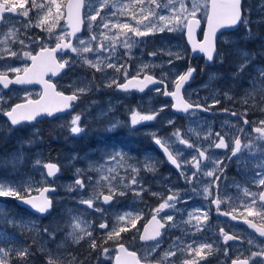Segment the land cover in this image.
<instances>
[{"label":"rangeland","instance_id":"374dc122","mask_svg":"<svg viewBox=\"0 0 264 264\" xmlns=\"http://www.w3.org/2000/svg\"><path fill=\"white\" fill-rule=\"evenodd\" d=\"M43 2L44 0H37V3ZM66 2L67 0H64V3ZM121 2L131 5L135 0H121ZM157 2H166V0H157ZM200 2L203 4L204 0H200ZM260 2L261 0H243L244 7L249 10L248 18L250 23L247 27L240 24L237 29L225 31L219 35L217 39L218 52L223 55L224 59L221 61L216 58L215 65L207 69L204 79L198 84L189 85L184 89V96L187 100L202 103L210 109H213L218 104L214 103L216 100L219 103L223 102L224 106L228 107L238 105L243 113L247 112V114L253 116L254 121L264 120V111H261V109H264V90H262L264 89V82L259 80V70L264 69V9L260 8ZM86 3L90 7L96 6L95 0H86ZM188 6L190 8L191 4L189 3ZM86 11L87 9H83L84 30L76 37L87 39L95 32L99 38V28L97 24L89 26L85 15ZM111 11H116V17L111 20V23H131L135 27L136 22L132 19L133 13L136 14L137 19H143L139 15V9H133L132 7L123 9V14L118 9H111ZM157 11H159L160 15H168L166 9ZM43 14V12L39 13L41 16ZM145 15H148L147 4H145ZM196 16L203 22L205 21L206 16L203 9ZM29 18L35 24L37 12L35 10L31 11L27 18L16 14H6V23L0 25V32H6L11 26L19 29L20 39H23L28 47L21 49V45L16 43L12 45V48L14 51L21 52V55L22 51H31L57 42L56 35L62 29L69 32L64 17L59 20V25L54 28V34L52 35L35 26L25 29L23 25ZM147 22L146 20L144 21V23ZM255 26H260V28L256 29L254 28ZM140 30L148 31L143 26H141ZM116 32L117 30L113 29L112 32L105 31L104 34L113 36ZM183 32L184 27H181L175 31L165 30L160 32L153 30L145 37H136L137 43L132 48L130 55L126 53L123 47L117 45V52L121 58L120 62L129 66V76L136 74L138 66L151 64L155 65V67L150 70V73L159 77L162 73H166L169 80H172L174 76L169 71L170 66L167 64L169 57L166 55L169 50L173 53H181L183 56L182 59L174 61V71L176 73H182L188 67L190 51L185 43ZM76 37L73 42L74 45L77 43ZM28 38L33 40L39 38L44 43L41 44L38 41L31 43ZM119 39L122 40L123 36H120ZM152 52H161L162 54L153 57L149 55ZM68 57L76 60L75 54L69 51L63 52V58L67 59ZM197 62L196 58L192 59L191 65L194 66ZM241 64L247 65L244 71L239 75H233L239 72V65ZM198 65L201 68L202 63H198ZM25 66L26 60L22 58L9 57L4 61H0V70H6V67L23 68ZM114 78L117 79L118 83L124 80L122 74L114 76L111 69H108L107 72H97L95 69H88L80 61H76L70 70L65 72L58 80L60 87L65 92H73L76 88L88 86V90L81 95V99L76 104L75 109L56 118L54 122L49 121L43 140L6 142L4 145L0 143V180L17 187L21 191V195L25 194V190H27V195L38 193L46 185H52L56 188L54 193L49 194L52 200V211L44 217H40L27 208L17 205L14 200L16 197L14 196L0 197V233L3 234V236H0V247L6 249L9 247L13 249L28 247L32 253L28 257V264H47L49 253L58 258L57 264H69L73 257H75L76 264H112V258L117 246L116 242L108 241L103 243L107 230H101L98 226L100 223L107 222L110 230L117 217L128 212L133 214V218L137 215L140 218L136 221L135 228H132L130 224L121 223L120 226L129 228V231L121 233V242L129 248L135 249L140 257L145 256L144 250L153 245V242L140 244L138 242V233L153 209L162 202L161 196L165 198L161 192L158 193L144 186L145 189H148L144 193L147 196H151L152 202L156 205L155 208L145 210L142 209L145 199L140 196H134L132 190L123 188L120 190L125 191V195L116 197L111 204L106 205L100 201L96 202V207L102 208L103 213L97 212L92 208L89 209L86 205L79 203L81 199H87L93 192L107 194L105 186L95 183V181L100 180L101 175L108 174L106 169L112 168L114 170L113 174L119 180L123 177V173L127 172L128 164H138L131 163V160L139 155V139H129L127 138V133L123 132V126L131 122L133 111L146 115L152 114L163 107L164 110L159 113L155 120L137 125L138 128L142 129L141 133L151 135V133L156 132L161 138L169 136L176 129L181 130L183 133L189 128L196 129L201 137L208 131L214 133L215 130H218L223 135L227 133L228 135L225 136L229 138V135L234 136L238 128V125L230 117L215 119L214 117L195 112L194 115L188 113L181 118V116L172 112L170 108L171 101L164 98L162 94L156 93L155 89H151L150 93L140 97V99H136L133 96L126 98L122 95L123 93L114 91L115 86L107 87ZM228 79L231 80H229L228 88H226L222 84ZM169 80H166V82L169 84V88L172 89L173 85ZM18 94L22 96L26 94V91L11 90L8 96H5L6 101L11 100L13 95ZM3 97V92H0V98ZM165 105L167 107H164ZM77 114L81 115L80 126L85 130L75 135L70 132L69 122ZM169 120L174 123L169 125L167 123ZM114 124L116 126L112 127ZM2 125L3 120L0 119V126ZM31 130L35 129L31 128ZM189 135L192 141H195V136ZM261 147H264V144H261ZM176 148L184 150L183 145H178ZM184 151L187 155L183 156V160H190L194 153L192 150ZM116 153H121L125 157L126 163L123 166H121L119 157L116 161L109 159L110 156ZM143 155L150 156V153L145 152ZM224 155V153L217 150L214 152L215 158L224 160ZM243 158L247 161V164L244 166L237 164L236 166L252 167L259 171L257 165L264 163V153L262 152H257L255 156H250L249 153L245 152L243 153ZM38 160L41 164L49 161L56 162L60 168L59 174L53 180H50L46 174H42L46 173V169L36 166V161ZM160 162L162 161L157 160L154 162L155 168ZM101 165H104L105 171H96ZM140 167L141 170H144L141 165ZM76 169L83 170L81 178L85 180L86 185L83 191L70 189L69 187L74 185L77 179ZM185 169L193 171L187 167ZM242 172L248 175L249 170H242ZM172 173L168 169L164 178H170ZM176 176L179 177L180 175L176 174ZM88 177H91L94 183L88 184ZM207 184L206 179L201 180V190L198 192L192 190L184 198L180 197V202L177 204V208L180 209L179 212L173 213L165 210L164 213L160 214V216L173 215L176 226L167 228L163 234L160 247L148 257V261H152L154 255H157L159 260L177 238L182 239L185 243H189L192 240L199 242L200 238H204L207 242L213 243L216 250H224L225 247L228 250H250L256 247H249L247 241L250 239L254 241L255 245L261 246L256 238L248 234L243 228H238L237 230L240 231L244 243H227V245L223 243L222 237L210 226L213 221L208 213L210 204H208V201L206 203L203 192V188ZM21 185L22 187H20ZM136 190L138 191L139 189ZM168 190L169 194L170 190L180 193L179 190L171 187H168ZM251 190L256 191L255 189ZM153 193L158 195H153ZM225 198H233V204L238 205L243 198V193L242 191L237 192L236 189L226 190ZM198 209L201 213L207 212L208 214V227L202 232H196L193 227L185 223L189 219L188 213L195 212ZM73 217H79L85 222L82 226L92 232L97 244H102L103 247L109 249L107 254H104L101 248L92 249L90 247L91 241L87 238L81 240L78 244L73 241L68 235L71 231L69 225L72 223ZM45 228L48 229L49 233H54V238H50L44 232ZM4 237H7V239L5 240ZM14 255L15 253L12 254L13 259ZM14 261L16 264H20L19 261L17 262L15 259ZM182 261L180 264H182Z\"/></svg>","mask_w":264,"mask_h":264},{"label":"snow or ice","instance_id":"6c2138e0","mask_svg":"<svg viewBox=\"0 0 264 264\" xmlns=\"http://www.w3.org/2000/svg\"><path fill=\"white\" fill-rule=\"evenodd\" d=\"M189 3L191 4L190 8L188 6ZM145 4L148 5L147 16L145 15ZM95 5L94 7H90L86 3V0H69L67 4L64 3V0H44L43 3H37V0H0V25L6 23V14H16L17 16L27 18L30 12L35 10L37 12V21L35 24H33V21L29 18L23 27L27 29L35 26L52 35L54 34V28L59 25V20L65 16V7L67 8V19L71 25L70 32H66L62 29L60 33L56 35L57 43L54 48L49 49L46 46L41 47L40 51L35 55H33L32 51H22L21 55V52L13 50L12 45L16 43L21 45V49L28 47L25 41L20 39L19 29L15 26L9 27L6 32H0V61H4L9 57L31 61V67H6V70H0V85H2L4 89H8L12 84L32 83L33 78H38L40 82L45 83L46 88L51 89L53 86L47 84V82L43 80L45 74L50 72L55 76L57 73L71 68L76 61H80L87 67L95 69L97 72H107L108 69H111L114 76L116 74L123 75L125 83H118L117 79L114 78L107 87L115 86L124 91L130 88H137L139 91L143 92L149 85H162L163 91L161 87H156L155 91L158 94L172 97L174 103L171 107L175 111L194 115L197 110L209 111L210 109L208 107H203L199 103L189 102V100L185 99L182 89L185 83L192 78L196 70L189 66L185 72L176 73L174 71V61L183 58L181 53H173L171 50L166 53L169 57L167 61V64L170 66L169 71L174 76L172 80H169L168 74L166 73H162L159 79H157L155 75L150 74V70L155 67V65L151 64H142L138 66L136 74L129 78V66L120 62L121 58L117 52V45L123 47L126 53L130 55L132 48L137 43L136 37H145L153 30L160 32L165 30L175 31L181 27L187 29L189 41L191 42L193 29L199 26L200 23L195 17L197 13L201 12L203 9L207 18L208 29L204 34V41L194 44L193 51L198 50L203 53L206 60L209 62L214 61L216 58L223 61V55L217 51L215 46L217 31L221 28L236 26L237 24H243L247 27L250 23L248 18L249 10L244 7L243 0H204L203 4H201L200 0H166V2L160 3H158L157 0H135L131 5L123 4L121 0H95ZM129 7L139 9V15L143 17V19H137L136 14L133 13L132 19L136 22L135 27L131 23H111V20L116 17V11H111V9H118L121 11V14H123V9ZM260 8L264 9V0H261ZM82 9H87L85 15L89 26L97 24L99 28V38L95 32L87 39H79L76 37V34L81 30L80 24L82 21L80 14ZM163 9L168 11V15H160L159 11H157ZM41 12L44 13L43 16L39 15ZM73 18H75V22H73ZM145 20L148 22L144 23ZM141 26L148 29V31H141ZM113 29L117 30L113 36H106L104 34L105 31L112 32ZM120 36H123L122 40L119 39ZM69 37H76L77 43L74 45ZM28 39L31 43H36L37 41L41 44L44 43V41L39 40V38L36 40L32 38ZM65 50L75 54L76 60H73L72 57H68L67 59L61 57V59L58 60L56 58V53L65 52ZM160 54L162 53L152 52L149 55L155 57ZM246 66V64L239 65V72L233 75L242 73ZM12 73L15 74L14 77L10 75ZM21 73H23V75H20ZM166 80H169L173 85L172 91H168V83H165ZM259 80L264 82V69L259 70ZM87 90L88 86L86 85L85 87L76 88L70 95H64L62 92L54 93L59 98L58 106H44L38 102H29L27 105L16 104L8 110L0 108V114L7 117L12 126H17L23 122L35 120L41 113H46L51 116L54 112L70 109L73 102L77 101ZM0 102H2V98H0ZM214 103H219V101L216 100ZM164 107H167V105ZM163 110L162 107L152 114L146 115L133 111L131 124L135 126L144 122L153 121ZM261 111H264V109H261ZM232 115L238 118L241 115L246 117L247 112L243 114L232 113ZM80 122L81 115L77 114L72 117L69 122V128L72 134L78 135L85 130L80 126ZM167 123L172 125L174 122L169 120ZM242 123L245 126L255 124V127L252 128V135L250 136L245 133L243 128H237L238 134L235 135V137L229 135L227 141L225 139V135H228L227 133L222 135L220 132L213 133L208 131L201 137L200 133L193 128H189L183 133L181 130L176 129L169 136L164 138L158 137L156 132L151 133V135L154 138V143L162 149L168 161L177 169L181 170L180 174L184 176L186 182L192 183L194 179H199L200 176L208 178V184L203 188V192L205 198H210L211 204L216 206L219 215L231 217L232 220L244 217V222L248 227L254 229L255 232L259 234L260 238H264V226H258L253 222L257 218L264 222V163L257 165L259 171L254 176L250 177L245 185L233 181L232 186L237 192L242 191L243 193V198L240 200L239 204L233 207V198H225L226 189L221 187V177L224 175V170L227 165L224 163V160L214 157L215 150L226 149L230 152V155H226L225 157L229 162H231L233 158H236L238 165L244 166L247 164V161L243 158V153L247 152L250 156H255L257 152L264 153V147H261V144H264V120L250 122L244 118ZM115 126V124L112 125V127ZM189 134L195 136V141H192ZM241 134H243V140L241 139ZM170 141L171 143H169ZM178 145H183L184 150H192L194 154L191 156L190 160H183V153L176 148ZM173 148H176V155H173V151H170V149ZM118 157L121 166H123L126 161L121 153L113 154L109 159L111 161H116ZM148 160L149 158L146 157L142 167L146 171L154 172L155 166L149 163ZM181 160H183V163L178 162ZM36 166L46 169V173L42 174H46L47 177H54L60 171L59 166L51 162L41 164L38 160L36 161ZM185 167L193 170L191 177L187 176L183 171ZM126 170L133 173L128 183H125L126 177H121L117 180L116 175L113 174L114 170L112 168L106 169L108 174L101 175L100 180L95 181V183L105 186L107 188V194L103 192H93L87 199H81L79 203L97 212L103 213L102 208L96 207V202L102 199L104 204H111L116 197L125 195V191L120 190L121 188L132 190L137 197L141 196L143 192L148 191V189L143 187L139 179V172L141 170L139 162L137 165L128 164ZM96 171L104 172V165H101ZM76 173L77 179L74 185H70L69 187L70 189L83 191L86 187L85 180L81 178L83 176V170L76 169ZM87 181L88 184L94 183L91 177H88ZM249 185H254L258 191H252ZM20 187H22V185ZM136 189L139 190L137 191ZM49 191H54V189L44 188L41 196L43 197V193ZM26 195L27 190H25L24 195H21V191L18 190L17 187H13L10 183L0 180V197L14 196L23 203L30 205L41 214L48 212L52 206L51 200L46 197L40 200L35 198L25 199ZM153 195L158 194L153 193ZM161 199L162 202L152 211L149 225L145 226L144 233L139 237L142 241L153 242L150 248L144 250L146 255L143 257L138 256L136 252H130L121 242V233L129 231L128 227L120 226L121 223L130 224L132 228H135L136 221L140 218L139 215L135 218H133V214L130 212L119 215L110 230L107 222L99 224V229L107 230L103 238V243H107L108 241L116 242V264H149L148 257L155 253L160 247L163 239L162 233L166 231L167 228L176 226L173 215L160 216V214L164 213L165 210H169L173 213L179 212L180 209L177 208V204L180 202V194L170 190V194L166 198L161 196ZM225 204H227L228 208L231 210L221 212V205ZM237 208H243L244 212L239 213V215L234 214L237 212ZM158 216H160V219H157ZM188 217L189 219L185 223L193 227L196 232H202L208 227L207 212L201 213L198 209L195 212H189ZM247 217H252V219L249 220ZM84 223L85 222L79 217H73L72 223L69 225L71 231L68 235L77 244L81 240L87 238L91 241L90 247L92 249L101 248L103 253L107 254L109 249L103 247L102 244H97L92 232L82 226ZM33 227H35V225H33ZM44 232L48 234L50 238H54V233H49L47 228L44 229ZM220 235L223 236L225 245H227L228 241L244 243V241H240L239 234L230 235L224 232L223 228L220 229ZM0 236H3V234L0 233ZM4 239L6 240L7 237H4ZM247 244L249 247L256 246L258 250L251 252L248 256H244L243 252L237 249L239 254L235 259H231V255L227 247H225L223 254L225 257L231 259V264H264V247L255 245L254 241L251 239L247 241ZM215 250L213 243L207 242L204 238H200L199 242L197 240H192L189 243H185L182 239L177 238L160 257L158 264H174L172 258L175 257L178 252L190 257L189 259L183 260L182 264H202V262H205L207 257ZM13 253H15L14 259L19 261L20 264H28V257L32 255L28 247L20 249H13L11 247L6 249L0 247V264H13ZM121 254H123V257ZM57 259V257L49 253L47 264H57ZM69 264H76L75 257L69 261Z\"/></svg>","mask_w":264,"mask_h":264},{"label":"flooded vegetation","instance_id":"af4514ba","mask_svg":"<svg viewBox=\"0 0 264 264\" xmlns=\"http://www.w3.org/2000/svg\"><path fill=\"white\" fill-rule=\"evenodd\" d=\"M199 38H200V34H199ZM55 43L56 42H54L50 45H44L41 47L54 46ZM41 47L31 50L32 53L35 54ZM61 57H63V52L56 55V58L58 60L61 59ZM196 59L198 60L197 64L192 66L196 70L195 76L192 79L190 85L198 84L202 79H204L206 76L207 69L210 68L211 66H214L215 62H216V61H213L212 63L207 64L204 62L202 57H198ZM30 63H31L30 60H26V66H28ZM198 63H202L201 68H199ZM69 70H70V68L66 69L64 71V73L68 72ZM236 72H237V70H236ZM64 73H62L61 75H59L57 77H53V75H50L49 77L46 78V80H49L54 84L56 92H62L64 94L70 95V94H72V91L65 92V90L63 88H61L59 83H58V80L60 79V77ZM150 74H152V73H150ZM10 75L13 76L15 74L12 73ZM155 76L160 78L157 75H155ZM229 80H231V79L225 80V83H223L222 85L224 87L228 88ZM233 80H234V78H233ZM165 83H167V82L165 81ZM156 87H161V89L163 91L162 86L159 85ZM156 87H152V88L148 89L147 91H145L144 93H139V92L133 91V92H128V93H123L122 95L126 98H131V96H133L136 99H140V97L150 93L152 91L151 89H155ZM11 90H24V91H26V94H24L22 96H20L19 94L13 95L11 100L6 101L5 96H8V94ZM168 91H171V89L169 88V84H168ZM0 92H3V96H4L2 98V102H1L0 107L3 108L4 110H8L13 105H15L16 103L25 102V101H36V100L40 99L42 96L43 87L42 86H28V87L10 86L8 89H4L3 87L0 86ZM80 99H81V97L75 102V104L72 106V109L65 114L72 112L75 109L76 104L80 101ZM195 103H199V102H195ZM211 110L214 111V114L210 117H214L215 119H218L221 117H228V118L230 117L231 120L234 121L238 125V128H243L245 133L249 134L250 136L252 135V128L255 126V124H250L248 126H245L242 123V120L244 118H246L250 122L254 121V119L252 118L253 116L247 114L246 117L241 115L238 118V117L232 115V113L243 114L241 108L238 105H232L231 107H228L226 105L224 106L223 102H220ZM197 113H201V112H197ZM201 114H203V113H201ZM63 115L64 114H55V115L53 114V115L49 116L46 113H44V115H42L41 117H37L33 121L23 122L20 125L12 126L10 124L8 118L5 117L4 115L0 114V119L3 120V125L0 126V143H1V145H4L6 142L13 143V142H21V141H25V140H43L45 133H46V128L49 125V121L54 122L56 120V118H59ZM31 128H34L35 130H31ZM141 131H142L141 128H138L137 125L133 126L131 124V122L129 124H125V126H123V132L127 133V138L133 139V140H135L137 138L139 139L138 143H139L140 152H139L138 156H136L135 158H133L131 160V163L137 164L139 162V164L142 166L146 157L149 158L148 162L153 164V165H154V162L157 160L162 161L159 163L158 166H156L154 172H149L146 170H141L139 172V179H140L143 187L144 186L148 187V188H150V190L156 191L158 193L161 192L165 198L169 195L168 187H171L172 189L179 190L180 191V193H179L180 197L184 198L192 190L194 192L195 191L198 192L199 190H201V187H200V181L201 180L206 179L208 182V178H206L204 176H200L199 179H194L192 183L186 182L184 176H182L180 174L181 170L177 169L174 165H172L170 163V161H168V159L164 155V153L156 147V145L154 143L153 136L150 134H143V133H141ZM215 132H220V131L215 130ZM237 134L238 133H237V129H236V132H235L233 137H235V135H237ZM158 137H160V136H158ZM243 138H244L243 134H241V139L243 140ZM225 139H226V141L228 140V138L226 136H225ZM245 142H247V141H245ZM169 143H171V142H169ZM170 151H173V155H176L175 148L170 149ZM179 151L183 153V156L187 155L184 150H179ZM145 152L150 153V156H144L143 154ZM223 153L225 154L224 157H226V155H230V152H228V150H226ZM178 162L182 163V160L178 161ZM225 164L227 165V167L224 170V175L221 177V187L226 189V190H234L235 189L232 186L233 181L239 182L241 185H245L247 183V181L249 180V178L254 176L255 172L258 171L256 168H252V167L236 166L238 164L236 158H233V160L231 162H229L226 159ZM185 168L183 169V171L185 172V174L187 176L191 177L192 171L189 169L187 171ZM168 169L170 171H172L173 173H172V176L170 178L166 179V178H164V175ZM242 170H249L248 175H245L244 172H242ZM176 174H178L180 176L177 177ZM132 175L133 174L130 171L123 173V177L127 178L125 180V183H128L130 181V178ZM249 186L251 189H255L256 191H258V189L254 185H249ZM140 197L145 199V202L142 204L143 210L155 208L156 205L152 202L151 196H147L143 192ZM199 198H201V197H199ZM147 200H148V202H147ZM202 201H203V199H202ZM206 203L210 204V207H208V209H209L208 213H209V215H211V218L213 220L211 222L210 226H211V228H213V230L219 236L222 237V240H223V236L220 235V229L221 228H223L224 232H226L230 235L239 234V238H242V236L240 235V231H238L237 229L243 228L244 230H246V232L248 234L254 236L256 238V240L261 244V246L263 245L262 247H264V239L258 238L246 226L232 222V220L229 217L219 216L216 213L217 212L216 206L214 204H211L210 198L206 199ZM232 203H233V201H232ZM236 205L237 204H233V207H235ZM220 210L230 211L231 209H229L227 204H225V205H221ZM241 212H244V209L243 208H237V212L234 214L239 215V213H241ZM150 215H152V213H150ZM239 218H244V217H239ZM247 218L252 219V217H247ZM254 221L257 224L264 226V222H262L259 218H257ZM207 231H206V233H207ZM164 233H165V231L163 232V234ZM240 241H244V240L241 239ZM223 243H224V241H223ZM227 243H240V242L231 241V242H227ZM145 244H147V243H145ZM257 250H258L257 247H253L250 250H241V251L243 252L244 256H248L251 252H254ZM228 251L231 255V259H235L237 257V255L239 254L237 252V250H228ZM138 256H139V254H138ZM188 258H190V257H188L185 254L178 252V254L172 258V260L174 261L175 264H180L183 259H188ZM231 259L225 257V255L223 254V250H215L211 255H209L207 257V260L205 262H202V264H231ZM152 261L155 263H158V261H159L158 256L154 255L152 257Z\"/></svg>","mask_w":264,"mask_h":264},{"label":"water","instance_id":"95a60500","mask_svg":"<svg viewBox=\"0 0 264 264\" xmlns=\"http://www.w3.org/2000/svg\"><path fill=\"white\" fill-rule=\"evenodd\" d=\"M69 2V0H67V2H66V4ZM80 18H81V21H82V23L80 24V32H78L76 35H79L80 33H82V31H83V27H84V21H83V9L81 10V14H80ZM195 19H198V18H196L195 17ZM199 20V19H198ZM64 21L66 22V24H67V27H68V31L70 32L71 31V25L69 24V22H68V19H67V8L65 7V16H64ZM200 21V20H199ZM73 22H75V18H73ZM238 25L239 24H237L236 26H233V27H230V28H221V29H219L218 31H217V34H216V37H217V35L221 32V31H224V30H232V29H236L237 27H238ZM200 28H201V22L199 23V26H197V27H194V29H193V34H192V41L190 42L189 41V37H188V33H187V29L185 28V30H184V37H185V41H186V44H187V46H188V48H189V50H190V59L192 58V57H195V56H201V55H203L204 56V60H205V62H209V61H207L206 60V57H205V55L203 54V53H201V52H199L198 50L197 51H193V45L194 44H198V43H200V42H203L204 41V34H205V31H207V29H208V23H207V19H206V23H205V25H204V33H203V37H202V39L201 40H198V36H197V34H198V31L200 30ZM71 40H72V43L74 42V38L75 37H69ZM56 45V44H55ZM215 46H216V39H215ZM55 47V46H54ZM53 47V48H54ZM49 49H51V48H49ZM40 51V50H39ZM38 51V52H39ZM66 51V50H65ZM37 52V53H38ZM57 53H59V52H57ZM56 53V54H57ZM28 67H31V63L28 65ZM187 70V69H186ZM64 71V70H63ZM63 71H61V72H63ZM61 72H59V73H57L56 75H59ZM20 75H23V73H21ZM49 75H52L50 72L49 73H47V74H45L44 75V77H43V80L44 81H46L47 82V84H50V85H52L53 86V88H51V89H48V88H46V86H45V83H42V82H40L39 81V79L38 78H33V82L32 83H26V84H12V85H16V86H20V87H28V86H42L43 87V92H42V97L40 98V99H38V100H36V101H26V102H20V103H17V104H22V105H27L29 102H33V103H39V104H41V105H44V106H58L59 105V98L54 94V93H56L55 92V89H54V85H53V83L52 82H50V81H48V80H46V78L49 76ZM55 75V76H56ZM194 75H195V72L193 73V76H192V78L188 81V82H186L185 83V85H184V88L186 87V85L187 84H189V83H191V81H192V79H193V77H194ZM15 76V75H14ZM13 76V77H14ZM131 76H134V75H131ZM131 76H129V78L131 77ZM141 78H142V76H141ZM121 84L122 83H125V80H123L122 82H120ZM2 86V85H1ZM11 86V85H10ZM154 86H157V85H149V87L148 88H146L143 92H141V91H139L137 88H130V89H128L127 91H124V90H121V89H119V88H117V87H115L114 88V90L115 91H117V92H122V93H127V92H133V91H136V92H139V93H144L145 91H147L148 89H150V88H152V87H154ZM3 87V86H2ZM183 88V89H184ZM183 89H182V93H183ZM165 97H168V96H165ZM170 99H171V101H172V103H171V105L174 103V100H173V98L172 97H169ZM73 103H75V102H73ZM16 105V104H15ZM200 105H202V104H200ZM14 106V105H13ZM203 107H205L204 105H202ZM72 108V107H71ZM71 108L70 109H67V110H65V111H61V112H54L53 114L55 115V114H64L65 112H67V111H70L71 110ZM171 110L173 111V112H175L176 114H178L179 116H184V115H186L187 113H183V112H178V111H175L172 107H171ZM197 111H200V112H202V113H204V114H206V115H208V116H212L213 114H214V111L213 110H209V111H203V110H197ZM232 113V112H231ZM41 115H43V113H41L39 116H41ZM156 145V144H155ZM157 146V145H156ZM158 147V146H157ZM159 148V147H158ZM160 149V148H159ZM161 151H162V149H160ZM217 150H226V149H217ZM163 152V151H162ZM164 153V152H163ZM165 155V154H164ZM166 156V155H165ZM49 163V162H48ZM58 175V173L55 175V176H57ZM55 176L54 177H49V179H54L55 178ZM44 188H50V189H54V191H55V187L54 186H44V187H42L41 188V190L38 192V193H36V194H32V195H29V196H25V199H28V198H35V199H37V200H40V199H42L43 197H46L47 199H49V200H51V198L48 196L49 195V193H53L54 191H49V192H45V193H43V197L41 196V193H42V191H43V189ZM16 202L19 204V205H22V206H24V207H26V208H28L29 210H31L33 213H35V214H37V215H41V216H44L46 213H48L49 211H51V209H52V206H51V208L49 209V211L48 212H46V213H43V214H41V213H39V212H37L35 209H33L30 205H27V204H25V203H23L20 199H18V198H16ZM101 202H102V199H101ZM221 212H223L222 210H221ZM217 213V212H216ZM218 214V213H217ZM219 215V214H218ZM221 217H226V216H223V215H220ZM151 217L152 216H150L149 217V219L145 222V224H144V226H143V228H142V231H141V233H140V235L141 234H143L144 233V228H145V226L146 225H149V221L151 220ZM230 219H231V217H229ZM157 219H159L158 217H157ZM232 220V219H231ZM250 220V219H249ZM233 222H236V223H241V224H244V225H246L247 227H248V225L244 222V218L243 219H237V220H232ZM254 222V221H253ZM255 223V222H254ZM258 225V224H257ZM258 226H260V225H258ZM249 228V227H248ZM251 231H253L255 234H257L258 236H259V234L258 233H256L255 232V230L254 229H251V228H249ZM140 235H139V237H140ZM139 240H140V238H139ZM141 242H148V241H142V240H140ZM126 247V246H125ZM127 248V247H126ZM128 249V248H127ZM130 252H135V251H133V250H130V249H128ZM116 255H117V246H116V253L114 254V256H113V264H116ZM122 255V257H123V254H121ZM149 264H158V263H155V262H149Z\"/></svg>","mask_w":264,"mask_h":264},{"label":"trees","instance_id":"16d2710c","mask_svg":"<svg viewBox=\"0 0 264 264\" xmlns=\"http://www.w3.org/2000/svg\"><path fill=\"white\" fill-rule=\"evenodd\" d=\"M254 28L259 29L260 26H255ZM13 254H14V253H13ZM17 262H18V261H17ZM13 264H16L15 261H14V259H13Z\"/></svg>","mask_w":264,"mask_h":264},{"label":"bare ground","instance_id":"6f19581e","mask_svg":"<svg viewBox=\"0 0 264 264\" xmlns=\"http://www.w3.org/2000/svg\"><path fill=\"white\" fill-rule=\"evenodd\" d=\"M206 107V106H205Z\"/></svg>","mask_w":264,"mask_h":264}]
</instances>
